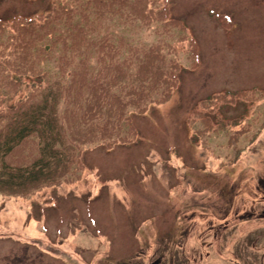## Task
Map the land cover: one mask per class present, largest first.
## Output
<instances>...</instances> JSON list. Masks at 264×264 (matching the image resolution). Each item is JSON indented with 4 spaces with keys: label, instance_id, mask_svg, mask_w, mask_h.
<instances>
[{
    "label": "rangeland",
    "instance_id": "obj_1",
    "mask_svg": "<svg viewBox=\"0 0 264 264\" xmlns=\"http://www.w3.org/2000/svg\"><path fill=\"white\" fill-rule=\"evenodd\" d=\"M55 1L0 0V20L42 15ZM170 6L197 41L200 66L185 60L173 98L133 116L135 142L85 148L84 169L41 200L0 196V264H264V0ZM245 91L259 98L221 101L206 124L188 122L209 98ZM205 127L203 145L195 128Z\"/></svg>",
    "mask_w": 264,
    "mask_h": 264
},
{
    "label": "trees",
    "instance_id": "obj_2",
    "mask_svg": "<svg viewBox=\"0 0 264 264\" xmlns=\"http://www.w3.org/2000/svg\"><path fill=\"white\" fill-rule=\"evenodd\" d=\"M132 31L156 40L136 43L128 36ZM185 60L197 69L200 52L187 27L173 17L170 0H57L42 15L0 20L2 200H41L45 190L84 169L85 148L102 144L112 150L135 142L133 116L173 98ZM215 98L191 113L192 127L199 118L207 123L211 105L259 96L245 91ZM207 128H195L199 140L213 130ZM252 128L233 135L229 147ZM242 153L236 147L230 164Z\"/></svg>",
    "mask_w": 264,
    "mask_h": 264
}]
</instances>
